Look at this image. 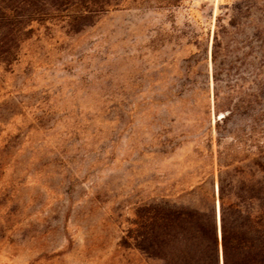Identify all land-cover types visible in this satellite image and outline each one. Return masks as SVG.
Instances as JSON below:
<instances>
[{
    "label": "rangeland",
    "instance_id": "obj_1",
    "mask_svg": "<svg viewBox=\"0 0 264 264\" xmlns=\"http://www.w3.org/2000/svg\"><path fill=\"white\" fill-rule=\"evenodd\" d=\"M110 3L0 63V264H142L143 195L264 146V0Z\"/></svg>",
    "mask_w": 264,
    "mask_h": 264
},
{
    "label": "trees",
    "instance_id": "obj_2",
    "mask_svg": "<svg viewBox=\"0 0 264 264\" xmlns=\"http://www.w3.org/2000/svg\"><path fill=\"white\" fill-rule=\"evenodd\" d=\"M110 2L0 0V63L16 59L32 23L61 19L77 32ZM224 151L218 149L216 177L204 173L158 199L143 195L123 236L142 264H264V146L256 147L250 166L226 160Z\"/></svg>",
    "mask_w": 264,
    "mask_h": 264
},
{
    "label": "water",
    "instance_id": "obj_3",
    "mask_svg": "<svg viewBox=\"0 0 264 264\" xmlns=\"http://www.w3.org/2000/svg\"><path fill=\"white\" fill-rule=\"evenodd\" d=\"M216 207H217V221H218V203H217Z\"/></svg>",
    "mask_w": 264,
    "mask_h": 264
}]
</instances>
